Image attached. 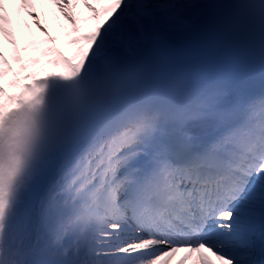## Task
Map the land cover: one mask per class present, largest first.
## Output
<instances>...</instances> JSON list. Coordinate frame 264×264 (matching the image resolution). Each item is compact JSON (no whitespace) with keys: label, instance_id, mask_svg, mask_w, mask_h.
Segmentation results:
<instances>
[{"label":"snow or ice","instance_id":"1","mask_svg":"<svg viewBox=\"0 0 264 264\" xmlns=\"http://www.w3.org/2000/svg\"><path fill=\"white\" fill-rule=\"evenodd\" d=\"M264 0H0V264H264Z\"/></svg>","mask_w":264,"mask_h":264},{"label":"rangeland","instance_id":"2","mask_svg":"<svg viewBox=\"0 0 264 264\" xmlns=\"http://www.w3.org/2000/svg\"><path fill=\"white\" fill-rule=\"evenodd\" d=\"M260 77V80L262 81L261 84V88L260 89H264V65H260L257 69H250L249 71H247L245 74H243L241 80L238 83V87H244L247 84H249L250 82H253L257 77ZM245 92L246 90L243 89ZM253 90V92L257 91Z\"/></svg>","mask_w":264,"mask_h":264},{"label":"bare ground","instance_id":"3","mask_svg":"<svg viewBox=\"0 0 264 264\" xmlns=\"http://www.w3.org/2000/svg\"><path fill=\"white\" fill-rule=\"evenodd\" d=\"M261 84H262V81L260 80V77L258 76L253 82H250L243 88L241 87V89L242 90L245 89L246 92H253V90H256V89L259 90L261 88Z\"/></svg>","mask_w":264,"mask_h":264},{"label":"trees","instance_id":"4","mask_svg":"<svg viewBox=\"0 0 264 264\" xmlns=\"http://www.w3.org/2000/svg\"><path fill=\"white\" fill-rule=\"evenodd\" d=\"M260 65H258V66H256V67H254L253 69H256V68H258Z\"/></svg>","mask_w":264,"mask_h":264}]
</instances>
